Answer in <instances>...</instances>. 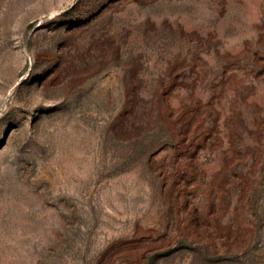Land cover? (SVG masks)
<instances>
[{
  "label": "rangeland",
  "instance_id": "rangeland-1",
  "mask_svg": "<svg viewBox=\"0 0 264 264\" xmlns=\"http://www.w3.org/2000/svg\"><path fill=\"white\" fill-rule=\"evenodd\" d=\"M0 264H264V0H0Z\"/></svg>",
  "mask_w": 264,
  "mask_h": 264
}]
</instances>
